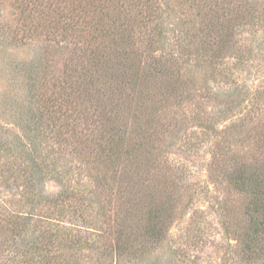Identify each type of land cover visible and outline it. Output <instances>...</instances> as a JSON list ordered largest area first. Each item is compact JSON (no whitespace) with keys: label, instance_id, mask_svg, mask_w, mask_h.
<instances>
[{"label":"trees","instance_id":"16d2710c","mask_svg":"<svg viewBox=\"0 0 264 264\" xmlns=\"http://www.w3.org/2000/svg\"><path fill=\"white\" fill-rule=\"evenodd\" d=\"M15 9L6 36L39 50L12 61L16 98H0L2 118H14L0 135V187L15 196L10 205L0 188V264L181 263L166 246L193 199L167 139L202 76L234 87L236 74L264 67V0H16ZM249 27L259 47L242 48ZM233 96H222L224 118L240 105ZM201 114L210 176L227 193L231 264L264 262V133L257 158L237 156L239 125L220 131ZM49 180L57 194L45 192Z\"/></svg>","mask_w":264,"mask_h":264},{"label":"rangeland","instance_id":"374dc122","mask_svg":"<svg viewBox=\"0 0 264 264\" xmlns=\"http://www.w3.org/2000/svg\"><path fill=\"white\" fill-rule=\"evenodd\" d=\"M15 5L16 0H0V98L4 102L7 96L9 103H12L16 98V90L13 89L16 73L10 64L13 60L21 62L31 59L39 50L38 46H34V44L24 46L20 43H13L6 36V33L11 34L15 30ZM245 30L242 36V39H245L241 43L242 48H246V45H250L252 41H256V44L252 42L253 47H256V45L259 47L260 34L256 33L252 27ZM69 53L70 51L64 54V57H67ZM228 58L224 62L231 64L232 58L229 60ZM254 71L256 72V69ZM258 71L259 73L256 74L252 70L244 76L236 74L234 87L228 85V80L226 82L222 80V77H219L220 75L216 76L220 80L206 83L202 79L204 76H202L198 80L202 90L198 92L196 100L180 112L186 120L185 124L179 128L181 132L167 139L169 157L186 165V172L189 177L188 185L191 189V199H193L187 214L172 227L171 233L173 235L171 234L169 245L166 246L176 247V260L181 259V263L178 261L176 264H231L232 259H235V256H232L235 249L231 247L236 244L235 237L230 235L226 237L221 224L223 217L220 202L227 196V193L224 185H219L210 176L212 150L204 142V135L207 131L201 128V122H198L194 115L198 111H201V115H205L208 111V116L212 118V122L217 121L220 131L231 124H238L239 126L236 129L232 130L231 133L229 132L232 135L231 141L234 143V148L238 152L237 156L257 158L260 146L263 143L260 136L264 133V67H258ZM205 84L215 94H211L209 97L208 91L204 90ZM236 90H238L237 94L233 96ZM226 92H230L231 96L234 97L231 100H237L240 105L230 116L226 115V118H224V114L221 113L224 110L221 103L225 101L222 96ZM202 94L203 97L200 98ZM219 97L221 98L219 99ZM4 104L6 105V103ZM2 113V107L0 106L1 118ZM249 114H252V117H248ZM193 116L194 119H192ZM3 119L0 120V135L8 137L3 127L8 129L12 125L5 124L3 121L13 123L14 118ZM2 124H5V126H2ZM188 136L190 138H187ZM189 141L193 143V146L198 147L190 149ZM258 144L260 145L258 146ZM44 190L47 194L54 195L59 192L60 187L55 181L49 180L46 181ZM1 194L2 199L11 205L9 200L13 201L15 196H12L10 191L3 187L1 188ZM230 203L237 208L239 207L238 198L235 196ZM194 210L197 211V214ZM190 235L192 237H189ZM197 235L199 237H196ZM195 242H197L196 245H194ZM182 253L185 256L180 258L179 255ZM167 256L165 260H168L171 255L167 254ZM236 260H238L236 264H245L240 258H236ZM258 264H264V262Z\"/></svg>","mask_w":264,"mask_h":264}]
</instances>
